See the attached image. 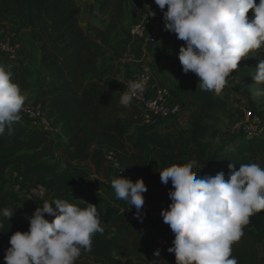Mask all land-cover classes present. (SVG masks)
Returning <instances> with one entry per match:
<instances>
[{
  "label": "trees",
  "instance_id": "1",
  "mask_svg": "<svg viewBox=\"0 0 264 264\" xmlns=\"http://www.w3.org/2000/svg\"><path fill=\"white\" fill-rule=\"evenodd\" d=\"M123 1L100 0V9L113 10L108 25L84 29L75 0H0V30L15 34L27 30L40 51L46 80L37 103L52 124H60L66 138L59 155L98 174L111 172L116 164L122 172L142 178L146 192H154L163 185L159 170L172 164L194 161L192 171L200 177L223 171L227 180L229 163H234L236 170L241 164L253 163L251 155L264 153V138L243 131L223 140V130L216 126L219 117H231L237 108L230 107L219 94L201 90L194 80H187L178 92L193 101L186 130L159 132L138 128L135 139L126 141L123 118L137 112L133 101L127 107L119 104L121 92L127 89L118 82L88 79L99 72L100 53L112 49L109 38L122 21ZM255 2L258 4L259 0ZM247 15L251 19L252 10ZM253 56L264 59V50ZM0 67L12 73L11 79L21 91L33 86L31 69L21 64ZM258 116L264 118V108ZM12 127L11 136L7 129L0 136V209L14 210L9 227L4 221L7 231L0 232V264H5L10 235L17 230L27 231L26 217L42 206L36 201L38 198H29L7 184V169L14 163L22 165L23 173L35 175V184L46 189V201L64 199L79 204V199H83L96 205L104 232L92 237L91 251L82 250L75 264H152L147 256L149 245L138 240L145 227L131 219L128 210L116 204L102 209L95 189L80 187L71 170L53 162L54 139L45 132L19 122ZM186 136L191 140L189 151L178 145ZM149 147L158 153V171L153 182L148 179L145 158ZM260 167L264 168V161ZM45 218L52 219L47 214ZM242 232L232 245L231 255L237 264H260V256L264 255V210L253 214Z\"/></svg>",
  "mask_w": 264,
  "mask_h": 264
},
{
  "label": "clouds",
  "instance_id": "2",
  "mask_svg": "<svg viewBox=\"0 0 264 264\" xmlns=\"http://www.w3.org/2000/svg\"><path fill=\"white\" fill-rule=\"evenodd\" d=\"M162 11L164 30L184 42L178 59L182 71L198 77L201 90L220 94L233 70L242 59L264 50V0H154ZM166 8V10H165ZM249 10L253 16L248 17ZM148 16L155 12L148 10ZM145 21V17H144ZM12 73L0 67V136L13 134V124L21 120L26 95L11 79ZM252 82L264 85V59L250 73ZM148 77L127 81L119 104L127 107L146 87ZM264 97V88L254 91ZM195 162L172 164L159 170L160 182L167 185L170 203L161 209L162 220L174 233L167 251L175 264H237L232 245L243 235L249 218L264 210V168L256 163L241 164L236 170L228 164L229 177L223 171L200 177L192 171ZM118 200L134 207V216L143 219L142 178L135 182L119 175L111 180ZM83 205V206H81ZM13 211L0 209V232ZM45 214L52 217L51 221ZM27 231L13 232L5 250V264H75L81 251L90 252L92 237L103 234L97 207L83 199L79 204L64 199L42 201L31 216ZM8 229V228H7ZM152 264H159V249Z\"/></svg>",
  "mask_w": 264,
  "mask_h": 264
},
{
  "label": "crops",
  "instance_id": "3",
  "mask_svg": "<svg viewBox=\"0 0 264 264\" xmlns=\"http://www.w3.org/2000/svg\"><path fill=\"white\" fill-rule=\"evenodd\" d=\"M76 4L79 7V23L84 29H90L93 26L105 28L111 18L113 10L111 8L100 9L99 2L100 0H75ZM155 4L154 0H124L123 1V18L121 23L117 26V28L111 33L109 38V45L112 49L104 50L100 53L98 60L99 72L95 76H88L89 78H93L97 81H113L118 82L122 86L127 85V81L135 79L141 72L147 71L150 74L151 80V89L148 91L149 94H153L155 86L161 87L166 86L165 84L170 83V78L173 76H177L178 79H183V82L187 81V77L182 75L180 71H172L168 69L166 66H162L159 69L150 70L148 67L141 68L136 64L138 61L137 58H134V55L130 53L133 40L135 37L139 38V36L132 35L130 32L133 27L139 23L148 10H151L152 5ZM166 10V8H165ZM157 15L162 18V11H158ZM163 20V19H162ZM164 23V22H163ZM4 31V30H0ZM172 36V37H170ZM24 43L26 41L30 43L32 46H37V44L31 39L29 34H26L25 37H22ZM142 42V40H141ZM157 42H159L154 48L153 51H159L160 45L165 50H169L172 52L174 47H180L184 44L182 40H178L176 34L173 32H169L167 30H163ZM154 44L142 42L141 48L144 45ZM150 48V49H151ZM173 53V52H172ZM145 53H143L144 55ZM26 55V54H25ZM24 55V56H25ZM141 55V57L143 56ZM1 57V53H0ZM38 59L40 61V51L38 49ZM21 61V60H20ZM21 64V63H16ZM23 66L25 64H21ZM189 78L191 80L198 81V77L190 72ZM175 81V80H174ZM180 89V88H179ZM225 100L227 98L219 94ZM169 102L179 103L181 105L182 102H186V107H193V101L190 97L184 93H175L170 95L168 98ZM230 105L229 101L227 100ZM231 106V105H230ZM185 113L184 108L180 110V115ZM180 115L176 116V119L180 117ZM188 114L186 116L187 120ZM175 119V120H176ZM170 120V119H169ZM173 120V124H169L168 120L162 122L160 127L158 128L159 132H165L171 130L176 126V121ZM134 113L128 115L123 118V124L125 126V137L127 142H132L137 135V125L135 124ZM59 131L55 134L54 137V153H53V162L58 164L61 167L68 168L74 174L77 183L80 187L82 186H90L95 189L100 198H101V207L102 209L116 204L123 208L127 209V203L123 200H118L115 197V193L111 187V180L119 175L128 177L135 182V177L132 174L122 172L117 166L112 165L111 172L107 173H95L94 171H89L88 169H84L81 167L75 166L74 163L65 161L60 155L59 151L61 147L64 145L66 138L62 134L60 130V124L57 125ZM251 133V132H250ZM254 133V132H253ZM191 140L189 136H186L182 141L178 142V145L189 151L191 149ZM263 154H253L251 155V160L253 163L262 165L264 158L261 156ZM145 158L147 163L148 170V179L153 182L155 180V176L158 171V153L153 147H149L145 151ZM23 167L20 163L11 164L7 169V183L17 182L20 180L26 181L28 183L36 182V178L34 174L23 173ZM171 185H162L158 190L154 192H145L149 196V199L154 207L157 208H167L170 200L167 195L168 190L171 189ZM142 226L145 227V230L139 233V242L141 244H148L149 249L147 256H149L152 260L155 258L153 256L154 250L159 249L160 257L156 259H160V264H175L174 257L171 253L167 251V248L171 246L172 240L174 237V233L171 231L169 226L165 224L162 220V216L159 219H146L142 222ZM157 234H161L164 238L165 245L160 246L154 242V237ZM264 256H260V264L264 262Z\"/></svg>",
  "mask_w": 264,
  "mask_h": 264
},
{
  "label": "rangeland",
  "instance_id": "4",
  "mask_svg": "<svg viewBox=\"0 0 264 264\" xmlns=\"http://www.w3.org/2000/svg\"><path fill=\"white\" fill-rule=\"evenodd\" d=\"M157 8H158L157 12L161 11L158 6ZM161 21H162V29L164 30V23L162 18ZM26 34H28V31L23 30L21 31V34H17V35H19L20 37H25ZM6 37H9L7 32L5 30L0 31V42ZM142 42L140 37L139 38L135 37L133 40L132 49L130 51V53L134 55V58L138 59L136 64H138L140 69L148 67L150 70H155V69H159L160 67L162 68V66H166L168 67V69L172 71H180L182 75L187 77L188 80H191V78H189L191 77L189 76L190 72L185 74L182 71V66L178 59L179 47H174L172 53L169 50L163 49L162 45H160L159 47L161 50L152 52L151 51L152 48H154L159 42L155 41L154 44L144 45V47L141 48L140 46ZM143 53L145 54L143 55ZM141 55L143 56L141 57ZM258 61L259 59L255 58L253 55H249L247 58L242 59L238 64V68L233 70L232 73L230 74L226 86L221 91V94L224 95L229 101L231 105L229 106L233 108H237L238 110L232 112L231 117L226 115H221L219 117V122L216 124V126L221 130H223L225 136L223 137V140L227 139L231 134H237L243 131L248 133L254 132L258 135H261L264 138V118H260L258 116V113L264 108V97H257L254 95L255 89L264 88V85L255 84L254 82H252V78L250 76V73L254 71V67L257 65ZM16 63H21V64L26 63L25 67L32 70L30 80L33 86L30 89L23 90L21 92L25 94L27 97L24 105L35 104L39 101L40 91L46 80V72L42 68L40 61L38 59V47L32 46L27 41L26 43H24L23 41V45L21 49L17 52L15 61L10 62V61H6L5 59L2 60L0 58V65H9V67H11V66H15ZM185 82H183L182 78L178 79L177 76H173L170 78V83L165 84L166 85L165 87L168 88L170 95H172L175 94L176 92L178 93L181 90V88H183ZM179 106H180V110L181 108L182 109L184 108L185 111V113L181 115L180 112L177 114L178 116L180 115L179 118L176 119L177 115H175L168 119L162 120V122L168 120L169 124H173L172 123L173 120L176 119L175 120L176 126L172 128V130L176 128L186 130L187 127L186 116L193 108V107L191 108L186 107V102L185 103L182 102L181 105L179 104ZM136 113H134V115ZM261 158L263 159L264 156L262 155ZM10 185H12L14 187V190H16L18 193L23 194L30 186L34 185V183H28L26 181L20 180L17 182H10ZM47 197L46 196L40 197L36 201L42 203V201L47 200ZM9 209L11 210V208ZM261 264H264V262H262Z\"/></svg>",
  "mask_w": 264,
  "mask_h": 264
},
{
  "label": "built area",
  "instance_id": "5",
  "mask_svg": "<svg viewBox=\"0 0 264 264\" xmlns=\"http://www.w3.org/2000/svg\"><path fill=\"white\" fill-rule=\"evenodd\" d=\"M157 9L156 4H153L151 11L155 12V16H148L146 13L144 15L145 21L143 17V19L133 27L130 33L139 36L140 39L146 43L157 41L163 31L162 21L157 15ZM7 34L9 37H6L0 42V58L12 62L16 60L17 52L23 45V38L15 33ZM4 66L9 67V65ZM144 76L148 77L145 90L133 99V102L137 107V113L134 115L135 124L138 128L158 131L162 120L177 115L180 112V106L177 103L169 102L168 98L170 97V93L165 86H155L153 94H149L148 91L151 89V80L150 74L147 71L141 72L132 80H138ZM125 88L127 89V85ZM20 115L21 120L19 123L36 127L45 132L50 138L54 139L55 134L59 131L57 125L52 124L48 120L46 114L41 111L39 103L24 105ZM114 165L117 166L116 164ZM45 191L46 189L42 184H34L23 194L29 198L36 199L42 197L45 194ZM143 196L144 205L142 210V221L134 216V212L136 211L134 207L127 209L124 208L130 212V218L136 220L140 225L148 218L151 220L161 218V209L152 205L147 194L143 193ZM154 242L160 246L165 245L164 238L161 234H157L154 237Z\"/></svg>",
  "mask_w": 264,
  "mask_h": 264
}]
</instances>
